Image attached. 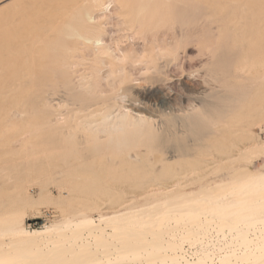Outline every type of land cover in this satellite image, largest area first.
I'll return each instance as SVG.
<instances>
[{"label":"bare ground","instance_id":"bare-ground-1","mask_svg":"<svg viewBox=\"0 0 264 264\" xmlns=\"http://www.w3.org/2000/svg\"><path fill=\"white\" fill-rule=\"evenodd\" d=\"M87 1L85 6L79 7L74 18L46 19L45 25L48 26L46 32L53 29L55 34L43 39L45 49L42 53L43 63L39 78L32 72L28 74V84L38 82L36 86L39 87L38 93L34 97L31 88L24 91L28 105L31 106L36 99L38 100L42 119L37 133L32 129L26 131L24 135L23 144L30 148L28 160L33 162L37 155V159L45 164L59 161L75 163L76 173L70 175L85 178L90 175L96 176L86 170L85 165L91 162H105L113 157V149L136 142L138 145L142 143L148 151L157 143L163 144L165 138L168 139L165 152L170 154V158H176V149L172 143L175 142V146L179 144L177 137L185 127L184 119L181 117L189 109L201 106L197 103L201 104V93L207 89L201 88L191 94L190 108L174 104L177 100L183 101L187 96L181 94L171 83L186 77L191 79L192 73L194 74L184 67L187 57L186 55L181 57L178 47L193 41L201 43V37L197 35L189 39L191 35L181 29L175 33L177 35H169L157 43L152 39L154 30L168 19L165 17L172 8L157 6L151 0H140L132 5L121 0ZM114 1L121 5L123 11L117 15L123 18H106L98 21L91 14L93 8L111 12ZM66 3H68L66 9L59 10V16L68 15L70 8L77 4L70 0L69 2L66 0ZM206 7L204 0H179L175 6L184 14L197 16L201 15ZM22 11L23 7L20 10H9L4 12L3 16L11 18ZM145 30L149 31L151 37L144 41L139 49L137 40L143 37ZM125 31L129 33H121ZM257 31L252 28L248 33L242 34L240 50L226 44V49L221 51L224 72L230 77L226 80V85H233V79L247 77V69L240 66L238 61L247 56L250 37L255 38L257 33L262 35L260 47L264 49V31ZM195 33H201V30L197 29ZM106 36L109 37V41H104ZM228 36L232 37L231 34ZM175 41L178 42L177 48L171 46ZM13 45V41L9 40L0 47V61L3 58L2 53L9 47L13 48ZM217 46L218 44L214 42L208 47L211 60ZM187 48L190 47H185ZM160 61L163 65L158 64ZM178 67L179 72L176 70ZM191 67H194L195 71L200 70L199 66L190 65ZM163 68L169 71L167 80L159 76L164 71ZM142 69H145L146 76L138 83H131L134 71ZM17 77L19 74L12 75L13 79ZM132 88L136 89L139 97L129 94ZM254 93L256 98H263L264 77L253 90ZM260 109L257 105L253 108L249 106L247 114L251 117L259 116ZM27 111L28 109H23V112ZM167 114L179 117L176 130H173V125L167 120ZM262 122L263 118L259 116L252 126L260 128ZM208 137L215 138L213 135ZM36 146L37 153L32 150ZM135 156L143 157L144 153L136 151ZM233 156L227 155L224 158ZM238 172V177L236 176L232 182H218L212 186H203L199 190L175 192L173 186L154 188V192L166 194L167 199L136 211L110 216L100 215L98 223L90 216L81 215L71 221L64 220L42 229L28 230L12 213L2 222L4 227L0 230V237L9 235L14 238L13 247L18 244L23 247H27L26 245L34 247L26 254L28 256L32 253L27 257L29 259L27 264H39V261L46 264L114 262L117 264L120 261L119 263L127 264L129 260L127 263L124 260L128 259V254L139 255L143 250L149 259H146L148 261L145 264H207V258L211 260L210 255H207L210 252L205 253L206 255L202 252L203 256L196 257L197 259L193 261L189 259L180 261L182 256L179 255V251L181 241L204 242L205 238L201 241L199 236L205 234L206 230L208 233L205 225L213 222V226L218 227L217 233L223 234L224 238L230 236L229 241L220 245L221 251L223 248H227L228 251H224L226 253L219 259V264H235L232 260L234 258L240 260L239 257L245 259H241L243 262L259 261L264 259V219L257 216L259 205L264 204V171L252 174L246 169H239ZM107 227H110L111 233L106 232ZM172 227L180 229L179 233H172L165 240L164 234H169ZM249 233L254 237L251 238ZM41 244L44 245L42 249ZM216 244H211L215 246L214 249L219 248ZM113 245L114 250H111ZM182 248L180 254L183 252ZM163 249L164 252L167 251L166 255L161 253ZM238 249L239 255L236 252ZM113 251L119 254L116 256H120L121 259L115 258L116 261L111 259ZM51 253L53 258L49 260L47 257ZM185 256L183 255V258ZM3 258L0 251V261L4 260Z\"/></svg>","mask_w":264,"mask_h":264},{"label":"rangeland","instance_id":"rangeland-1","mask_svg":"<svg viewBox=\"0 0 264 264\" xmlns=\"http://www.w3.org/2000/svg\"><path fill=\"white\" fill-rule=\"evenodd\" d=\"M121 1L132 5L140 0ZM70 2L77 4L70 8L68 15L59 16V10L67 7L66 0H0V47L9 40L14 43L13 48L9 47L2 53L3 58L0 61V230L4 227L2 222L12 213L28 230L42 229L64 220L71 221L81 215L90 216L98 223L100 215L110 216L126 211H136L141 207H149L156 202L165 201L168 196L161 192H154V188L157 187L173 186L175 192L193 191L218 182H232L238 177L239 169H246L252 174L264 171V96L256 98L255 93L253 94V90L264 77V49L260 47L263 36L257 33L255 38L250 37L248 40L250 45L246 50L247 56L238 61L240 66L247 69L248 75L239 80L233 79L231 86L226 85V80L230 77L224 72V58L221 57V51L226 49V44L231 45L235 50L241 47L244 32L248 33L252 28L255 31L258 30L257 32L264 31V0H204L207 7L199 16L184 14L176 9L175 6L178 5L179 0H151L157 6L173 9H170L165 17L168 19L154 30L152 39L157 43L164 37L178 33L181 29L191 35L189 39L197 35L201 37V43L193 41L181 44L179 47L177 41L171 44L173 48H179L181 57L186 55L184 67L187 71L194 72L191 79L186 77L171 83L181 94L187 96L183 101L177 100L174 104L190 108L192 107L191 94L201 88H207L204 93H201V104L197 103L201 106L197 109H189L181 117L185 122L184 132L179 133L177 146L174 145L175 142L172 143L173 148L176 149V158H170V154L165 152L168 144V139L165 138L163 144L157 143L148 151L145 150L146 146L142 143L138 145L136 142L115 148L112 150L113 157L107 154L111 158L105 162L86 164L85 169L96 176L90 175L85 178L70 175L73 172L76 173L75 163L67 164L59 161L45 164L37 159V155L35 160L30 162L27 158L30 148L23 144V138L28 130L34 129L33 132L37 133L42 119L38 100L35 98L34 104L30 106L24 94L27 88H31L35 97L39 89L36 87L37 81L28 84V74L32 72L39 78L43 63L42 53L45 49L43 39L55 34L53 29L46 32L48 27L45 25L46 19L74 18L79 7L88 3L87 0H70ZM22 7L24 11L11 18L3 16L4 12L20 10ZM121 11H123L121 5L114 1L111 12L93 8L91 14L98 21H103L106 18H123L117 15ZM260 26L262 27L259 28ZM197 29L201 30V33H195ZM229 34L232 37L228 36ZM150 37L149 31L145 30L143 37L137 40L139 42L137 47L141 49L144 41ZM104 41H109V37L106 36ZM214 42L218 46L212 58L216 62L212 63L208 47ZM185 47L190 48L185 49ZM158 64L163 65L161 61ZM190 65L199 66L200 70L195 71L194 67L190 70ZM163 69L159 76L167 80L169 71L166 68ZM176 70L179 72V67ZM14 73L19 74V77L13 79ZM145 76V69L134 71L131 83H138ZM136 92V89L132 88L129 94L137 96ZM255 104L261 108L259 116L263 118V122L260 128L252 126L259 116L251 117L247 114V107L253 108ZM24 108L28 111L23 112ZM166 118L173 125V130H176L179 117L167 114ZM209 135L215 138L209 139ZM32 150L37 153V146ZM136 151L143 152L144 156H135ZM227 155H234L233 159L224 158ZM262 211H264V204L259 205L257 214L264 219ZM209 224L205 225L209 232L203 231L205 234L202 233L203 235L199 236V240L202 241L205 238L207 243L205 240V243L201 242L203 245L197 240L195 243L181 241L183 252L180 254L182 251L180 247L179 255L182 256L180 261L186 259L193 261L203 256L202 252L204 254L210 252L207 255H210L209 259L213 258V262L207 258L206 263L219 264V259L227 250L223 248L221 251L220 245L229 241L230 236L222 237L223 234L217 233L218 227H214L213 222ZM169 230V234H164L165 240L170 234H177L180 231L175 227ZM106 232H112L110 227L106 228ZM249 236L254 237L252 233H249ZM222 238L225 242L221 240ZM210 239H213V242ZM216 239L218 241H215ZM13 240L14 238L9 235L0 237V251L4 257L0 264H27L29 261L27 257L32 253L28 256L26 254L34 247L30 248L28 245L23 247L20 244L13 247ZM211 244H216V247H219L216 249L219 250L214 249L215 246ZM42 246L44 245H40L41 249ZM111 250H114V245ZM143 251L139 253L140 256L128 254L129 257L124 260L125 263L129 260L127 264H145L149 259ZM166 252L163 249L161 253L166 255ZM236 252L239 255V249ZM113 253L111 259L114 261H116L115 258L121 259L120 256L117 257L119 254L117 255L114 251ZM182 254L186 256L183 258ZM133 256H138L141 260ZM47 258L51 260L53 253ZM239 258L240 260L234 258L232 262L264 264V259L243 262L245 259ZM111 259L110 261L113 262ZM122 259L125 258L122 257ZM235 260L238 262L236 263ZM38 263L46 264L44 261Z\"/></svg>","mask_w":264,"mask_h":264}]
</instances>
